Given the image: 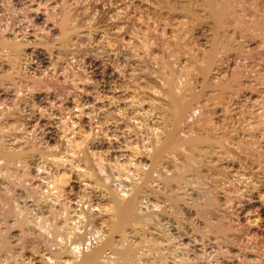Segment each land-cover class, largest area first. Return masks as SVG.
<instances>
[{
	"label": "rangeland",
	"instance_id": "obj_1",
	"mask_svg": "<svg viewBox=\"0 0 264 264\" xmlns=\"http://www.w3.org/2000/svg\"><path fill=\"white\" fill-rule=\"evenodd\" d=\"M0 42V264H264V0H0ZM170 123L202 143L150 165ZM106 190L140 202L120 238Z\"/></svg>",
	"mask_w": 264,
	"mask_h": 264
},
{
	"label": "bare ground",
	"instance_id": "obj_2",
	"mask_svg": "<svg viewBox=\"0 0 264 264\" xmlns=\"http://www.w3.org/2000/svg\"><path fill=\"white\" fill-rule=\"evenodd\" d=\"M206 4V3H205ZM207 5H209V4H207ZM210 7H212V6H210ZM208 8V7H207ZM210 9V8H209ZM210 10H212V9H210ZM210 10H208V11H210ZM223 10V9H222ZM207 11V12H208ZM212 11H214V10H212ZM221 11V10H220ZM219 11V12H220ZM224 11V10H223ZM216 12H218L217 10L216 11H214V13L215 14H217ZM225 12V11H224ZM209 13H211L210 15L208 14V16H211L212 15V17H211V25H212V19H214L213 18V16H214V14L210 11ZM221 13H222V11H221ZM220 13V15L218 14L217 16H219V17H221V15H223V13L221 14ZM216 16V18H219V17H217ZM210 18V17H209ZM215 18V19H216ZM222 18V17H221ZM214 19V20H215ZM217 20V19H216ZM215 20V21H216ZM219 20V19H218ZM65 21V20H64ZM214 21V22H215ZM218 22V21H217ZM217 22H215V23H217ZM63 24V23H62ZM214 24V23H213ZM216 25V24H215ZM60 27H62V25L60 26ZM64 28V27H63ZM63 28H61L60 30H62ZM60 32V31H59ZM65 33V31L63 32V34ZM62 34V31L60 32V35H63ZM62 38H63V36H62ZM1 43V42H0ZM5 44V43H4ZM12 45V44H11ZM11 45H10V49L11 50H15L13 47H11ZM13 46V45H12ZM4 47H5V45H4ZM9 49V48H8ZM4 50V49H3ZM211 51V50H210ZM15 53V52H14ZM210 53V52H209ZM208 54V53H207ZM211 55V53L209 54V55H207L206 57H205V60H204V65L202 66V68H201V71H203L204 73L206 72L205 70L207 69V66H208V62H209V58L211 57L210 56ZM203 72H201V73H203ZM203 73V74H204ZM183 89V88H182ZM170 89H167V99H168V115H170V117H171V119H172V121H173V123L175 124V122H177V121H179L180 119H181V116L183 115V113L185 112V110L187 109V106H188V104H189V101L187 102V101H185V100H183L182 99V97L180 96V94H178V95H176V96H174V95H172L173 93H174V91L172 92L171 91V93H170ZM176 92V91H175ZM182 92V91H181ZM178 93V92H177ZM174 94H176V93H174ZM193 97V95H189V97ZM190 97V98H191ZM185 99V98H184ZM190 107V106H189ZM188 110V109H187ZM165 113V112H164ZM79 114V113H78ZM165 115H167V114H165ZM162 116V115H161ZM169 117V118H170ZM168 118V117H167ZM165 119V118H164ZM169 122V121H168ZM167 122V123H168ZM173 123H170V127H171V130L170 131H167L166 130V128H165V130H164V133H163V137H162V139L160 138V142H158V145H157V147L156 148H154V150H152V152L149 154V160H148V163L150 164V165H152V164H154V163H158V161H159V159L160 158H162L161 156H162V154L163 153H168L167 151H169L170 149H173V148H176L175 146L177 145L176 143H178V142H176L175 140H173V137H172V132H173ZM172 125V126H171ZM162 126V125H161ZM165 127H167V126H165ZM162 128V127H161ZM155 132V131H154ZM159 132H161V131H159ZM175 135V134H174ZM174 137H176V136H174ZM176 139V138H175ZM194 140V139H193ZM199 140V142L200 143H202L200 140H203L202 139V137H201V139H198ZM198 140H196L197 142H198ZM106 141V140H105ZM176 143H175V142ZM196 141H191V140H184L183 142L181 141V143H178L179 145L180 144H182V146H185V147H190L191 149H194V148H196L197 146H199V145H201V144H199V142L197 143ZM157 142V141H156ZM199 144V145H198ZM203 144H204V142H203ZM208 144V143H207ZM15 145V144H14ZM204 146V145H203ZM13 147V146H12ZM155 147V146H154ZM2 148V147H1ZM4 148V147H3ZM14 148V147H13ZM7 149V148H6ZM11 149V148H10ZM2 150V149H1ZM4 150V149H3ZM2 150V151H3ZM177 150V149H176ZM16 151V150H15ZM10 151L8 150V152H7V154H5V152H4V155H3V153H2V157L1 158H3V156H6L7 157V159H8V157H14V159L13 160H15V158L17 157V156H19V155H17V153H9ZM149 152V151H148ZM147 152V153H148ZM171 152L172 151H170V153H169V155L168 156H170V154H171ZM198 152V151H197ZM9 153V154H8ZM25 153V152H24ZM24 153H22L21 155H24ZM196 153V152H195ZM20 154V153H19ZM166 155V154H165ZM186 155V154H185ZM0 156H1V153H0ZM164 156V155H163ZM167 156V155H166ZM165 156V157H166ZM172 156V155H171ZM5 157V158H6ZM187 157V156H186ZM4 158V159H5ZM168 158V157H167ZM167 158H165V159H167ZM170 158V157H169ZM183 158H184V155H183ZM10 159H12V158H10ZM9 159V160H10ZM20 159V158H19ZM173 159V158H172ZM180 159H182L181 157H180ZM193 159V158H192ZM3 160V159H2ZM6 160V159H5ZM9 160H7V161H9ZM171 160V159H170ZM185 160V159H184ZM187 160V159H186ZM19 161V160H18ZM22 161V160H21ZM163 161V160H162ZM167 161V160H166ZM172 161H174V160H172ZM183 161V160H182ZM188 161V160H187ZM186 161V162H187ZM195 161V160H194ZM197 161V160H196ZM6 162V161H5ZM10 162H11V160H10ZM23 162V161H22ZM192 162V161H191ZM175 163V162H174ZM7 164V163H6ZM13 164V163H12ZM17 164H19V163H17ZM168 164V163H167ZM170 164V163H169ZM173 164V163H172ZM190 164H192V163H190ZM2 165H4V164H2ZM10 165V164H9ZM16 165V164H15ZM20 166H21V164H19ZM157 165V164H156ZM186 165H187V163H186ZM173 166H174V164H173ZM177 166V165H176ZM178 166H179V164H178ZM157 167V166H156ZM190 167V166H189ZM1 168V167H0ZM6 168H7V166H6ZM151 168V167H150ZM153 168V167H152ZM172 168V167H171ZM170 168V169H171ZM177 168H179V167H177ZM176 168V169H177ZM186 168V167H185ZM4 169V168H3ZM2 169V170H3ZM9 169V168H8ZM154 169V168H153ZM152 169V171H155V170H153ZM173 169H174V167H173ZM192 169V168H191ZM194 169V168H193ZM1 170V169H0ZM22 170V169H21ZM147 170V169H146ZM145 170V173H143V174H141V176H142V180H143V183L144 182H146L148 179H149V173H148V170L146 171ZM177 170H179V169H177ZM188 170V169H187ZM6 171V170H5ZM36 171V170H35ZM151 171V172H152ZM167 171V170H166ZM182 171V170H181ZM186 171V170H185ZM23 172V171H22ZM147 172V173H146ZM150 172V173H151ZM174 172V171H173ZM179 172V171H178ZM195 172V171H194ZM2 173V172H1ZM7 173V172H6ZM142 173V172H141ZM179 173H181V172H179ZM178 173V174H179ZM185 173V172H184ZM10 174V173H9ZM149 174V175H148ZM3 175V174H2ZM177 175V174H176ZM175 175V177H173L174 179H175V181L176 182H180L181 181V179H182V177L180 176V175H177L176 176ZM1 176V175H0ZM140 176V177H141ZM174 176V175H173ZM2 177V176H1ZM3 177H4V175H3ZM159 178V177H158ZM191 178V177H190ZM127 179V178H126ZM130 179V177L128 178V180ZM135 179V178H134ZM152 179H154V177L152 178ZM3 180V179H2ZM132 180V179H131ZM134 181V180H133ZM136 181V180H135ZM140 181V180H139ZM53 182V181H52ZM197 182V181H196ZM124 183V182H123ZM136 183V182H135ZM141 184V183H140ZM140 184H139V188H140ZM144 184H146V183H144ZM50 185V184H49ZM135 185H137V183L135 184ZM134 185V186H135ZM143 185V184H142ZM141 185V187H143ZM168 185V184H167ZM47 186V185H46ZM52 186H53V184H52ZM119 186V185H118ZM129 186V185H128ZM127 186V187H128ZM130 187H133V186H131L130 185ZM130 187H128V188H126L127 190L130 188ZM47 188H48V186H47ZM47 188H45L46 189V191H47ZM115 188V187H114ZM123 188V187H122ZM137 188V187H136ZM55 189V188H54ZM121 189V188H120ZM132 189H134V188H132ZM131 189V190H132ZM167 189V188H166ZM31 190V189H30ZM115 190V192H117L116 191V189H114ZM130 190V191H131ZM135 190H138V189H135ZM135 190H132V191H134L135 192V195H138L139 193H137ZM35 191V190H34ZM50 191V190H49ZM54 191V190H53ZM52 191V192H53ZM108 191V192H107ZM113 191V190H112ZM124 191V189L121 191V192H123ZM139 191V190H138ZM28 192V191H27ZM30 192H33L32 190L30 191ZM44 192V191H43ZM55 192V191H54ZM106 192H107V197L105 196V198L107 199V201H106V203L108 202V208H107V210H108V219H107V230H108V233L109 234H115V235H119L118 237L120 238V236L122 237V233H123V229L124 228H126V227H128V226H130L131 224L132 225H134V223H138V221L139 220H142L141 219V216H139L140 217V219H138L136 216H137V214H136V216H135V212L137 213V211H138V206L140 205V202H139V205H138V201H136L135 200V197L134 196H132L131 195V197L130 198H128L127 199V197H129V192L127 193L128 194V196L126 197V199L125 200H120L118 197L120 196V195H122V193L119 191V194L118 193H115L114 191V193L115 194H111V193H109V190H106ZM111 192V191H110ZM112 192V193H113ZM125 192V191H124ZM140 192V191H139ZM29 193V192H28ZM49 193V192H48ZM126 193V192H125ZM27 194V193H26ZM30 194V193H29ZM54 194V193H53ZM118 194V195H117ZM117 197H115V196ZM125 195V194H124ZM53 196V195H52ZM123 196V195H122ZM122 196H120V197H122ZM124 197V196H123ZM124 197V198H125ZM123 199V198H122ZM142 200V199H141ZM208 200H206L205 202H207ZM136 202H137V207H136ZM15 208V207H14ZM17 208V207H16ZM142 208V207H141ZM140 208V209H141ZM12 210H14L13 208H11ZM27 209V208H26ZM86 209V208H85ZM18 210V209H17ZM21 210V209H20ZM15 211H16V209H15ZM141 211V210H140ZM149 211V210H148ZM86 212V211H85ZM197 212V211H196ZM19 213V212H18ZM198 213V212H197ZM14 214V213H13ZM140 214V213H139ZM143 214V213H142ZM145 214V213H144ZM148 214V213H147ZM17 215H19V214H17ZM98 215V214H97ZM146 215V214H145ZM21 216H22V214H21ZM55 216V215H54ZM40 218V217H39ZM143 218V217H142ZM19 219V218H18ZM58 219V218H57ZM91 219V218H90ZM89 219V220H90ZM144 219V218H143ZM20 220V219H19ZM21 220H22V218H21ZM62 220V219H61ZM36 221V220H35ZM106 221V220H105ZM205 221V220H204ZM144 221H142V223H143ZM40 223V222H39ZM65 223V222H64ZM145 223V222H144ZM37 224H38V222H37ZM36 224V225H37ZM39 225H41V224H39ZM39 225H38V227H39ZM43 225H44V223H43ZM48 225H50V224H48ZM61 226V225H60ZM139 226V225H138ZM137 226V227H138ZM41 227V226H40ZM54 226H52V228H53ZM136 227V228H137ZM140 227V226H139ZM142 227V226H141ZM45 228V227H44ZM50 228V227H49ZM51 228V229H52ZM58 228V227H57ZM69 228V227H68ZM51 229H50V231H51ZM67 229V228H66ZM129 229V228H128ZM58 230V229H57ZM63 230V229H62ZM61 230V231H62ZM68 230V229H67ZM49 231V232H50ZM56 231V230H55ZM54 231V232H55ZM59 231H60V229H59ZM71 230H69V232H70ZM97 231V230H96ZM73 232V231H72ZM69 233L70 235L71 234H73V233ZM92 232V231H91ZM99 232V231H98ZM98 232H95V234L96 233H98ZM102 232V231H101ZM50 233H52V232H50ZM49 233V234H50ZM58 233V232H57ZM65 233H68V232H65ZM93 233V232H92ZM103 233V232H102ZM108 233L107 234H105V232L103 233V234H105V235H108ZM128 233V232H127ZM142 233V232H141ZM62 233H60V235H61ZM64 234V233H63ZM69 234H67V236H69L70 237V235ZM87 234V233H86ZM94 234V233H93ZM99 234V233H98ZM97 234V235H98ZM54 235H56V233H54ZM58 235V234H57ZM56 235V236H57ZM60 235H58V236H60ZM76 235V234H75ZM74 235V236H75ZM100 235H101V233H100ZM45 236V235H44ZM57 236V237H58ZM66 236V235H65ZM72 236L73 235H71V237L70 238H72ZM77 236H79V238H80V235H77ZM103 236V235H102ZM110 236V235H109ZM53 237V236H52ZM55 237V236H54ZM53 237V238H54ZM61 237H62V235H61ZM68 237V238H69ZM97 237V236H96ZM95 237V238H96ZM101 237V236H100ZM108 237V236H107ZM107 237H105V239L104 238H96V239H101V240H107L108 238ZM118 237H116V238H118ZM124 237V236H123ZM52 238V239H53ZM56 238V237H55ZM54 238V239H55ZM65 238H67V237H65ZM70 238H69V240H70ZM149 238V237H148ZM51 239V238H50ZM57 239V238H56ZM59 239V238H58ZM83 239V238H82ZM82 239H79V241L80 240H82ZM88 239V238H87ZM129 239V238H128ZM142 239V238H141ZM71 240H74V238H72ZM76 240H78V238H76ZM83 240H85V239H83ZM108 240H110V239H108ZM123 240H124V238H123ZM126 240V239H125ZM146 240H148V239H146ZM146 240H143V242L145 241V242H147ZM1 241V240H0ZM48 241V240H47ZM58 241V240H57ZM63 241H65V240H63ZM88 241H90V240H88ZM114 241V240H113ZM119 241V240H118ZM139 241V240H138ZM150 242L152 241V240H149ZM55 242H56V240H55ZM61 242V241H60ZM70 242V241H69ZM72 242V241H71ZM77 243H78V241H76ZM81 243L83 242V241H80ZM94 242V241H93ZM101 242V243H100ZM99 243L100 244H103L104 245V247L103 248H105V247H107L108 245H109V242L107 241L106 243H102V242H104V241H100ZM110 242H111V240H110ZM133 242V241H132ZM141 242V241H140ZM50 243V242H49ZM85 243V242H84ZM91 243V242H90ZM119 243V242H118ZM126 243V242H125ZM142 243V242H141ZM140 243V244H141ZM148 243V242H147ZM40 244V243H39ZM57 244H59V243H56V245ZM62 244V243H61ZM86 244V243H85ZM94 244H96L95 242H94ZM94 244H93V246H94ZM98 244V243H97ZM133 244V243H132ZM151 244V243H150ZM149 244V245H150ZM51 245H53V244H51ZM63 245V244H62ZM66 245V244H65ZM68 245H70V244H68ZM74 245V244H73ZM88 245V244H87ZM120 245V244H119ZM126 245V244H125ZM134 246H135V244H133ZM145 245V244H144ZM152 245V244H151ZM46 246V245H45ZM78 246H82V248H83V244L82 245H80V243H78ZM85 246V245H84ZM123 246H124V244H123ZM134 246H131V247H133L134 248ZM53 247V246H52ZM65 247V246H64ZM70 247V246H69ZM74 247H76V246H74ZM73 247V248H74ZM87 247V246H86ZM92 247V246H91ZM130 247V245L129 246H127V247H121V249L120 250H116L115 251V253L113 252L114 251V249H113V251H109L110 253H112V254H115V255H113V257L115 258V259H113V261L115 260V262H114V264H139L140 262L138 261V257H140V256H138L137 255V253H136V255H135V253L133 252V250L134 249H132ZM136 247V246H135ZM139 247V246H138ZM55 248H57V247H55ZM143 248V247H142ZM151 248V247H150ZM48 249H51V248H48ZM69 249V248H68ZM75 249H77V247L75 248ZM80 249V248H79ZM86 249V248H85ZM112 249V248H111ZM138 249H141V248H138ZM146 248H144V250H145ZM153 249V248H152ZM62 250V249H61ZM71 250H73V251H75L74 249H71ZM83 251H84V249H82ZM98 250H100V249H94V250H89L87 253H85V254H83V255H81V256H79V258L78 259H76V261H72V263L71 264H98L99 262H98V259L96 260V258L97 257H99L97 254H98ZM156 250V249H155ZM154 250V251H155ZM49 251V250H48ZM64 251V250H63ZM78 251V250H77ZM87 251V250H86ZM139 251V250H138ZM148 251V250H147ZM149 251H151L150 249H149ZM153 251V250H152ZM158 251V250H157ZM156 251V252H157ZM52 252V251H51ZM56 252V251H55ZM58 252H59V250H58ZM61 252V251H60ZM69 252L71 253L72 251H70L69 250ZM107 252H108V250H107ZM145 252H146V250H145ZM65 253V252H64ZM63 253V254H64ZM68 253V250H67V252H66V254ZM73 253V252H72ZM71 253V254H72ZM77 253V252H76ZM80 253V252H79ZM79 253L77 254V255H79ZM103 253V252H102ZM147 253V252H146ZM56 254H57V252H56ZM65 254V255H66ZM101 254V253H100ZM143 254V253H142ZM59 256H60V253L58 254ZM70 254H68V256H69ZM109 256H110V254H108ZM107 255V256H108ZM153 255H156V253L155 254H153ZM54 256H56V258H57V255H54ZM58 256V257H59ZM74 256H75V254H74ZM106 256V257H107ZM137 256V257H136ZM142 256V255H141ZM152 256V255H151ZM163 256V255H162ZM51 257V256H50ZM104 257V256H103ZM112 257V256H111ZM145 258L144 259H146V256H144ZM155 257H157V256H155ZM100 258V257H99ZM148 258V257H147ZM154 258V257H153ZM152 258V259H153ZM48 259V258H47ZM51 259V258H50ZM54 259V258H53ZM52 259V260H53ZM69 259V258H68ZM73 259V258H72ZM101 259V258H100ZM106 259V258H105ZM108 259V258H107ZM107 259H106V261H107ZM112 259V258H111ZM111 259L109 258V260L111 261ZM140 259H142L141 257H140ZM157 259V258H156ZM156 259H155V262L157 263V261H156ZM159 259V258H158ZM45 260V259H44ZM55 260V259H54ZM146 260H148V259H146ZM154 260V259H153ZM152 260V261H153ZM166 260V259H165ZM46 261V260H45ZM64 261H67V259L65 260L64 259ZM98 263H97V262ZM100 262H101V260H99ZM106 261H102V263L103 262H106ZM110 261H108V263L110 262ZM150 261V260H149ZM49 262H51V261H48V263ZM162 263V261H161V259L158 261V263L157 264H161ZM174 262V261H173ZM60 263V262H59ZM155 263V264H156ZM164 263V262H163ZM175 263H177V262H175ZM41 264H43V263H41ZM45 264H47V263H45ZM58 264V263H57ZM63 264V263H62ZM65 264H67V263H65ZM70 264V263H69ZM100 264V263H99ZM105 264V263H104ZM107 264V263H106ZM109 264H112V261L109 263ZM165 264V263H164ZM169 264V263H168Z\"/></svg>",
	"mask_w": 264,
	"mask_h": 264
}]
</instances>
